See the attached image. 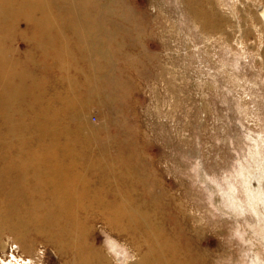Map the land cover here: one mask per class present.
<instances>
[{"label": "rangeland", "instance_id": "1", "mask_svg": "<svg viewBox=\"0 0 264 264\" xmlns=\"http://www.w3.org/2000/svg\"><path fill=\"white\" fill-rule=\"evenodd\" d=\"M85 1L90 18L77 27H98L89 38L95 53L80 56L84 45L73 36L78 58L68 71L52 58L40 63L23 22L25 34L2 39L10 62L31 78L9 81L45 91L47 126L59 106L77 104L63 125L84 126L102 144L61 134V147L87 156L74 164L86 196L70 205L87 212L68 240L58 223L47 230L37 222L65 209L57 200L66 192L42 193V178L5 174L0 264H264V0ZM69 74L75 99L58 86ZM27 100L12 105L14 120ZM8 126L0 118V168L43 153L45 140L13 138ZM115 210L135 212L134 224L114 229ZM76 233L79 255L69 247Z\"/></svg>", "mask_w": 264, "mask_h": 264}, {"label": "bare ground", "instance_id": "2", "mask_svg": "<svg viewBox=\"0 0 264 264\" xmlns=\"http://www.w3.org/2000/svg\"><path fill=\"white\" fill-rule=\"evenodd\" d=\"M86 5L87 2L85 0H0V118L3 119L5 124H9L8 127L11 128V130L8 131V133H10L11 137L13 138H19L22 136L23 141L25 139V137L23 139V134L26 132L33 133L37 136V144H41L42 141L45 140L42 143L44 151H42L43 153H40V155L37 156L28 154L29 156L27 158L17 159V161H20V165L12 167L8 164L0 168V188L5 189L7 187L5 174L7 172H13L18 177H24L23 179H25L27 176H31L45 180V185L41 184L40 186L42 187L39 188L40 192L42 193H45L46 190H48L50 193L61 194V192H66L63 193L66 195V199L62 198L65 200H57V203L61 204V206L65 208L64 210L58 208L59 210L57 211H46L39 218V220H37L38 218L36 216L35 217L37 218L36 220L39 225L45 226L47 230L48 228H51V225H57L56 223H58L60 230L63 232V237L67 240L72 235V232L69 230L71 225L76 227L78 222H80V215L83 214V212L84 214L87 212L86 208L82 204H80L78 208L70 206L78 205L80 202L79 200L86 196L85 194L87 192L86 190L88 188V183L81 178V173H79L78 170H75L74 164L79 160H87V156L85 154L76 153L73 150L74 148L72 149L67 145L61 147L60 141L63 137L61 134L74 135L75 139H73L72 142H75L77 136H79V138L86 144L91 145L102 143L100 142V139L96 137L97 134H93L94 130L92 131L93 133H89L85 132L84 126L78 127L77 130H74L69 125H63L64 117L70 119L71 121L75 116L74 107L77 104L75 105L72 103L70 104V102H66L67 106L65 104L64 107L62 105L59 106V109L57 108L58 111L55 121L52 122V124L48 127L45 120L51 118L52 113L49 114V110H47L42 103L44 101L45 91L42 90L39 93L34 94L33 88H31L32 85L22 86L21 84H18L15 86L9 81L10 76L13 75L17 79L21 80V82L24 80L29 81L31 78L27 75V73H24L20 70L18 63L10 62L5 50L3 47H1V45L4 41L2 39L9 36L11 33L21 32L25 34L26 30L21 29V22H23L24 26L31 32L32 40H35V47L37 48L35 51L38 52V55H40V63L52 58V60L54 59L55 64H58V67H60L61 70L68 71L71 66L77 63L78 58L77 53L74 52L69 46L70 39L73 36L79 39V41H81L80 43L84 45V51L83 53H79L80 56L91 57L92 54L95 53L92 52L90 48H92V45H95L97 42L93 44L90 42L92 40L89 39L91 32L93 31L92 29L95 28L88 25L90 23L87 25L85 23L86 26H81L83 22L80 25L81 28L77 27V22L79 19L90 18L88 17L89 12L86 9ZM103 29L105 28L103 27ZM29 42L32 43L31 41ZM11 51H9V53ZM101 53L98 51L95 56L97 54L101 56ZM75 80L76 78L69 74V77H67L66 80L64 79L58 81V86L60 88L62 87L61 89L65 91L66 95L64 97L75 99L74 93L77 92L75 89L78 84ZM65 82H68V87L66 89H64ZM86 83L89 84V90V88H91L93 85H90L89 80H87ZM86 93L90 95L94 94L95 91L91 88ZM81 96L84 97L85 94L82 95L81 92ZM26 99H29L30 102L27 100L28 102L26 109L14 110V113L19 115L18 120H14L10 114L11 108L13 107L12 105L15 103V105L20 106L21 102L25 101ZM63 102H65V100H63ZM27 120L30 121L27 122ZM84 146L86 147V145ZM53 149H59L61 153H53ZM17 155H15V157ZM11 160L13 161L14 158ZM61 162L67 164L70 163L72 166L69 167L67 164L61 165ZM12 185V188L15 190L17 186L15 184ZM2 191L4 192V190ZM71 200L72 203L70 204L69 201ZM131 212L129 215L124 214V211L117 210L112 212L113 215L109 213L114 220V222H111V225L114 226V229L120 230L121 226L119 222L124 219H126L128 222H131L130 224H134L135 217L132 215V213L134 214L135 212ZM38 215L40 216V214ZM115 222L119 225H117ZM74 237V240L69 243V247L72 249V251H76V254L79 255V253H81L79 242L82 240V237H78L77 233L74 234ZM161 260V257H158L157 261H152L150 264H166V261L163 262V260Z\"/></svg>", "mask_w": 264, "mask_h": 264}]
</instances>
